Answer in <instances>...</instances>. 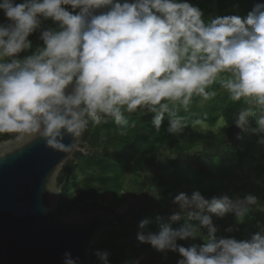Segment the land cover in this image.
Returning <instances> with one entry per match:
<instances>
[{
	"label": "clouds",
	"instance_id": "obj_1",
	"mask_svg": "<svg viewBox=\"0 0 264 264\" xmlns=\"http://www.w3.org/2000/svg\"><path fill=\"white\" fill-rule=\"evenodd\" d=\"M0 11V136L43 138L68 153L90 125H126L127 115L141 113L153 114L155 130L167 119V132L179 134L189 124L178 113L219 85L242 102L233 123L264 145V2L207 18L191 0H0ZM36 33L42 43L34 46ZM146 191L160 198L155 186ZM171 203L169 220L186 216L185 224L174 229L157 215L160 230L139 232L140 242L165 258L177 253V264H264V224L237 239L218 236L213 221L232 214L244 222L260 207L257 196L194 190ZM96 256L109 264L108 251ZM78 260L64 253L63 264Z\"/></svg>",
	"mask_w": 264,
	"mask_h": 264
},
{
	"label": "trees",
	"instance_id": "obj_2",
	"mask_svg": "<svg viewBox=\"0 0 264 264\" xmlns=\"http://www.w3.org/2000/svg\"><path fill=\"white\" fill-rule=\"evenodd\" d=\"M198 5L205 17L244 14L251 9L256 0H191ZM264 2V0H260ZM46 25L51 21L45 22ZM37 39L39 33L35 34ZM42 42L37 40V45ZM212 94L207 100L195 98L189 112L181 110L189 124L182 133L169 134L167 119L159 131L152 125L151 113L127 115L126 125H117L107 120L99 125H90L81 141L82 152H75L71 160L66 161L58 174L57 184L60 187L56 215L62 216L74 210L85 211L88 208L105 211L116 217L102 230L90 247L92 264H100L97 251H108L109 264H125L127 260L139 259L149 255L148 264H177L180 259L177 253H167V258L147 243L138 240L139 232H158L160 224L157 215L163 217V223L172 228L182 227L188 218L179 221L169 220L172 200L180 192L191 194L199 190L210 198L227 193L236 199L244 190L239 184L244 168L246 171L264 176L263 162H251L250 150L242 141L249 138L257 142L259 137L244 132L233 122L242 102H233L227 92L214 85ZM222 121L218 130L216 124ZM203 124L205 130L195 129ZM9 134L0 136V140L11 138ZM264 149V145H263ZM153 165L155 168L154 186L159 191V199L152 197L153 206L141 210L137 198L144 195L147 189L145 174ZM238 183V184H236ZM73 193L74 197H70ZM135 205H128V201ZM127 203V210L116 214L114 209ZM137 203V204H136ZM130 217V229L122 226L126 217ZM230 219V220H229ZM150 223L140 229L141 221ZM218 236H231L246 239L258 231V224H264L263 217L249 216L239 225L234 215L223 219L213 217ZM195 223V221H191ZM242 225L252 229L248 236H242ZM231 228L232 231H227ZM187 246L186 241H179ZM196 243H203L197 240Z\"/></svg>",
	"mask_w": 264,
	"mask_h": 264
},
{
	"label": "water",
	"instance_id": "obj_3",
	"mask_svg": "<svg viewBox=\"0 0 264 264\" xmlns=\"http://www.w3.org/2000/svg\"><path fill=\"white\" fill-rule=\"evenodd\" d=\"M81 141L65 153L43 138L0 140V264H63L66 251L78 264H92L91 245L116 217L91 208L56 215L58 174L82 152Z\"/></svg>",
	"mask_w": 264,
	"mask_h": 264
},
{
	"label": "rangeland",
	"instance_id": "obj_4",
	"mask_svg": "<svg viewBox=\"0 0 264 264\" xmlns=\"http://www.w3.org/2000/svg\"><path fill=\"white\" fill-rule=\"evenodd\" d=\"M17 2H20V0H17ZM0 22H5V17L3 15V12L0 11ZM30 39L33 41L34 46L37 45V37L36 35H32L30 37ZM214 94V93H213ZM255 110V109H254ZM222 124V121H219L216 126L214 127V130H218L220 128ZM197 130H205L208 129V127L204 126L203 124H199L196 126ZM242 143L245 146H248L249 150H250V157L248 158L249 161L255 163V162H263L262 160V156L264 155V149H263V145L257 143V142H253L251 139L247 138L245 140L242 141ZM242 177L240 179V182H238L239 184H243L245 189L239 192V196L237 198H242L245 195L251 193L255 196L258 197L259 203L261 204L259 208H255L250 215H252L253 217H263L264 216V176L261 175H257L253 172H248L246 171V168H244L243 173H242ZM154 179H155V168L153 165L150 166V168L148 169V171L145 174V183L147 184V189L149 190L152 186H154ZM236 183V184H238ZM60 189V187H59ZM144 192V195L140 196L139 198H137L138 202V207L141 210L144 209H150L153 206V202L150 200L152 199V195L146 191ZM159 192V191H158ZM185 192V191H184ZM70 197H74V194L71 193ZM135 201H128V205H135L134 203ZM137 204V203H136ZM232 215V214H231ZM230 220V219H229ZM130 217L127 216L125 219V223L122 226L125 230H129L130 229ZM234 226L235 225H239L238 222H234L233 221ZM242 236H248L250 233H252V229L245 227L242 225ZM150 256L149 255H142L140 256V264H148Z\"/></svg>",
	"mask_w": 264,
	"mask_h": 264
},
{
	"label": "built area",
	"instance_id": "obj_5",
	"mask_svg": "<svg viewBox=\"0 0 264 264\" xmlns=\"http://www.w3.org/2000/svg\"><path fill=\"white\" fill-rule=\"evenodd\" d=\"M127 210V203H124L114 209L116 214H122Z\"/></svg>",
	"mask_w": 264,
	"mask_h": 264
}]
</instances>
